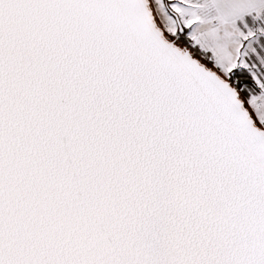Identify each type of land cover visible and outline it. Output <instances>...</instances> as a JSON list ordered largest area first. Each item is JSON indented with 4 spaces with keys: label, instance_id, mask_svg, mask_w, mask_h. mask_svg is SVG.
Here are the masks:
<instances>
[{
    "label": "snow or ice",
    "instance_id": "obj_1",
    "mask_svg": "<svg viewBox=\"0 0 264 264\" xmlns=\"http://www.w3.org/2000/svg\"><path fill=\"white\" fill-rule=\"evenodd\" d=\"M0 264H264V0H0Z\"/></svg>",
    "mask_w": 264,
    "mask_h": 264
}]
</instances>
